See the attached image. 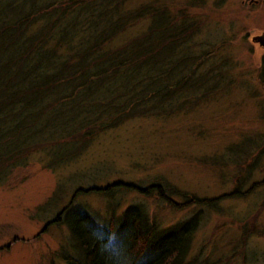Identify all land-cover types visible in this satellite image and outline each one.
<instances>
[{
	"label": "trees",
	"instance_id": "1",
	"mask_svg": "<svg viewBox=\"0 0 264 264\" xmlns=\"http://www.w3.org/2000/svg\"><path fill=\"white\" fill-rule=\"evenodd\" d=\"M197 6L174 13L162 0H0V183L33 163L66 169L132 119L194 106L229 69L201 36ZM125 191L177 210L239 195L200 198L159 181L79 186L44 228L67 227L65 264H199L188 256L201 211L168 227L141 204L117 215ZM91 193L110 199L109 217L79 199Z\"/></svg>",
	"mask_w": 264,
	"mask_h": 264
},
{
	"label": "rangeland",
	"instance_id": "2",
	"mask_svg": "<svg viewBox=\"0 0 264 264\" xmlns=\"http://www.w3.org/2000/svg\"><path fill=\"white\" fill-rule=\"evenodd\" d=\"M162 1L174 13L190 2L198 5L190 8L199 32L229 69L195 96L192 107L162 118L132 119L103 134L66 169L52 172L33 163L0 183V264H65L61 252L68 246V229L50 225L44 231L45 224L75 188L115 180L159 181L200 198L238 193L214 206L177 210L125 191L117 194L114 208L118 215L130 204H141L163 227L201 211L188 258L199 264H264V47L252 40L264 34V4ZM182 196L175 198L181 202ZM79 199L102 217L113 213L114 205L102 194Z\"/></svg>",
	"mask_w": 264,
	"mask_h": 264
},
{
	"label": "flooded vegetation",
	"instance_id": "3",
	"mask_svg": "<svg viewBox=\"0 0 264 264\" xmlns=\"http://www.w3.org/2000/svg\"><path fill=\"white\" fill-rule=\"evenodd\" d=\"M243 3H245V1H243ZM246 3L249 5V6H252L253 3L254 4H259L260 3V0H246ZM262 4H264V0H262ZM264 50V49H263ZM260 68L262 70V73H263V78H262V82H263V85H264V56L260 62Z\"/></svg>",
	"mask_w": 264,
	"mask_h": 264
},
{
	"label": "water",
	"instance_id": "4",
	"mask_svg": "<svg viewBox=\"0 0 264 264\" xmlns=\"http://www.w3.org/2000/svg\"><path fill=\"white\" fill-rule=\"evenodd\" d=\"M252 40L254 42H258L260 43L263 47H264V34H260V35H254L252 37Z\"/></svg>",
	"mask_w": 264,
	"mask_h": 264
}]
</instances>
